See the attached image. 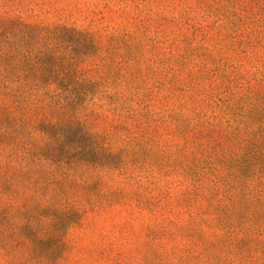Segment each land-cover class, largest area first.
Listing matches in <instances>:
<instances>
[{"label": "trees", "instance_id": "obj_1", "mask_svg": "<svg viewBox=\"0 0 264 264\" xmlns=\"http://www.w3.org/2000/svg\"><path fill=\"white\" fill-rule=\"evenodd\" d=\"M98 42L91 32L65 25L0 20L2 260L59 264L68 233L81 227L86 213L128 202L153 216L147 252L159 264L178 253L179 264L250 256L254 245H264V81L239 85L223 77L225 85L211 103V124L205 125L211 127V142L200 144L199 126L190 121L170 132L179 159L192 143L204 155L211 144V166L198 178L188 177L194 188L182 204L186 219L172 206L159 219L161 205L138 193L133 197L112 181L122 168L117 156L80 119L81 100L98 95L115 76L111 71L104 76L101 65L86 68L98 56ZM150 135L152 145H158L159 129ZM157 158L148 152L149 161ZM131 184L127 177L124 185ZM182 242L186 246L180 250L171 247Z\"/></svg>", "mask_w": 264, "mask_h": 264}, {"label": "rangeland", "instance_id": "obj_2", "mask_svg": "<svg viewBox=\"0 0 264 264\" xmlns=\"http://www.w3.org/2000/svg\"><path fill=\"white\" fill-rule=\"evenodd\" d=\"M12 18L94 35L101 49L86 68L101 65L104 76H115L98 95L81 100L80 119L117 156L122 168L114 183L161 205L155 217L165 218L172 206L186 219L182 204L194 188L188 177L211 166V144L204 155L192 143L179 159L170 132L190 121L199 126L200 144L211 142L205 125L223 77L239 85L264 81V0H0V20ZM156 129L158 145H152ZM149 151L156 161L147 159ZM127 177L131 186L124 185ZM135 205L86 213L81 227L68 233L59 264H159L147 252L153 216ZM185 246L171 245L176 251ZM181 256L168 257V264H179ZM221 258L218 264H264V245H254L243 259ZM0 264L7 263L0 257Z\"/></svg>", "mask_w": 264, "mask_h": 264}]
</instances>
